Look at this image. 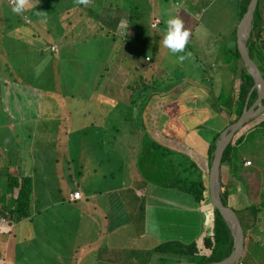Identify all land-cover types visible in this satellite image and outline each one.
Here are the masks:
<instances>
[{
  "label": "rangeland",
  "instance_id": "rangeland-1",
  "mask_svg": "<svg viewBox=\"0 0 264 264\" xmlns=\"http://www.w3.org/2000/svg\"><path fill=\"white\" fill-rule=\"evenodd\" d=\"M92 1L95 3V5L89 7L80 5L78 10L88 14L93 13L96 15H102L104 12L100 11V9L103 11H105V9L111 11L112 9H115V7H122L124 10L127 7L128 9H135L138 11L129 13V16L140 25H149L150 23L151 27L149 28L147 26V29L150 30L151 34L153 33L151 28H155L157 20L152 19L150 22V17L151 13H156L158 17H160L161 23L158 24L155 30L158 31L163 37L166 30L167 19L179 15L184 20L186 28L192 32V38L190 40L191 47L188 46L189 48H187L188 51L192 52V57L186 59L183 63H178V56L182 55L183 53L176 55L171 54L166 48L162 46L161 40L160 45L158 46V53L154 54V56L152 55L150 48H148V50L143 49L141 51L142 54L141 57L138 58L139 60H130L126 55L125 58L121 54L118 56L116 61L113 58L115 56L114 51H117L116 55L118 53L120 54L123 50L120 47L118 49L115 48V50L112 51L114 55L111 58L107 57L103 59L101 51L100 55L98 54L99 46H101L104 42L100 36L97 35L96 38L92 37L91 39L80 36L74 37L81 33V31H78V34L76 35L74 32L71 33V35L73 34L72 37L69 35L66 19L67 15L73 17V13L70 11L67 13L61 9L59 10L60 7L68 5L69 0H49L50 3H47V6H53V4L56 5L57 3L58 11H55L56 14H47L45 16L37 10L36 12L41 17L33 21L32 15L29 14L32 20L28 23H25L21 20V18L24 17V12L22 14H16L12 12L13 5L11 0H0L1 169L8 170L9 167L6 166V164L9 161V157L12 158L10 159V162H13L17 153V150L11 149L10 145H14L16 147L15 143L18 142V140L14 137V134L11 133V128L16 118L19 117V114L23 111V109L26 111L32 110L34 113L38 112L39 110L41 112L42 103L40 99H43L45 110L42 112V118L45 117V120H48L50 119V116L52 115V118L53 114L55 113L53 108L56 106L58 107L54 99H56L60 94L64 98V102H66V100H71L72 103L77 102L82 107H93L95 113L99 115L90 114L88 117L92 119V124L96 122L98 123L96 130L98 132L101 131L102 134H105L106 136L110 134L111 131V134L115 136H103V138H99L98 141L95 139V145L93 147L89 145L88 148H86L88 152L86 155H84L85 169L83 170L85 175L94 174V177L91 178V176H86L88 179L86 181L85 178V180L82 181L84 183L83 187L87 186L92 188V190H97L99 180H102L98 175L103 173L106 175L104 180H107L108 177L110 179V183L107 186V189L110 190L106 189L107 191L105 190L104 193L109 195L111 194L109 191H112V195H116V192H118L120 193L121 198H128V200H125V203H123L122 206L123 210L126 211L123 215H121L120 209L115 208V202H113L106 210L107 218H104L103 212L105 210V206H103L102 202H95L92 199H87L86 202L85 200L83 201L84 205L81 215H79L76 210H74V214H71V210L66 211V219L72 221L75 216H81L84 219L83 224L74 235L72 233L73 227L64 224L65 218L62 221H57V224H60L58 227L50 224L51 220H40V218H34L33 223L38 222L46 228L38 229L37 223H34L29 228V223L27 222L18 225V227L15 226L13 228L11 226V230L7 235L8 241L11 239L14 241L15 231L17 233H21L20 237L22 236L24 238H28L31 235L33 238L32 241L20 242L22 247L26 248V250L22 258L17 257L15 259L14 264H70V262H75V264H120L119 259L113 260L114 262L111 261L110 263H107V261L102 256L96 259L95 253L96 250L99 249L98 245H102L101 240H104L106 244V238L108 240L111 239L110 246H114V249H118L120 254L122 253V255H124L125 251H127L126 255L128 256L129 263L125 262V264H134L135 262L141 264L144 257L149 254H151L150 258H152V263L154 264L157 263V259L155 257V253L151 251V247L153 245L157 244L161 240L176 237L177 235L183 237L184 235L182 232H185V236H188L189 234L191 235L197 228L196 220H194L196 219V214L194 211L196 209L193 210L194 207H191V196L180 193L175 189H164L163 187L155 186L156 184L154 185V183L147 181H144L145 183L143 182L146 190V192L143 193V197L134 195L133 188L137 184H135V182L133 183L132 180H143V176L140 175V171L135 165V150L137 148L136 145L138 142V140L135 138H138V135H132L128 132V130L134 128H129L127 126L126 120H122L121 117L125 116V111L130 112L132 110L131 112L134 114L135 106L132 105L131 99H133V102H138L139 100V98L135 100L134 95L130 94V86L134 83L133 81H135L137 76L136 73L132 72L134 71L133 67L136 66V61H142V55L153 56V61L151 62L152 68L151 70L145 68L144 75L147 79V82L154 83L153 86H155L154 88L156 90H159L160 80H164L167 76L172 77L173 79H178L179 73L176 72L177 70L180 71V74H182L183 78L185 79L186 76L190 77V75H192L197 78L198 82L204 83L205 85L213 82V93H217L219 90V83L222 80H226V75L231 72L228 69L229 64L225 62L227 56L222 51V48L227 46V41L230 43L228 45H231V47L233 44L231 40L232 31L235 29L238 23V14L237 11H234L233 6L234 1ZM33 2L34 0H31V3ZM71 9H73V7H71ZM125 13L127 12L125 11ZM75 25L77 24L74 23V26ZM47 26L52 27L51 33L46 31ZM93 30L94 29L91 31ZM59 32H62V34L58 35ZM31 33L34 35L31 36ZM50 34L53 35L55 39L53 43L55 44L51 42ZM148 37L149 39L151 38V36ZM42 38L50 42V47H53L54 59L51 57L48 48L43 44ZM91 40L97 41L98 46L95 47L92 43H89ZM119 40L120 38L117 36L114 44H111L109 49L112 50L114 47H116ZM110 43L111 41L108 40V45L104 44L103 46L107 48ZM32 48H34L33 52ZM36 55H38V57ZM145 63L148 64V62ZM98 80L101 81H99L97 84ZM165 82L169 83V80ZM112 86L114 87L113 92ZM23 87H27L28 90H23ZM162 87H164L163 84ZM32 89L43 92L44 97ZM61 89L63 91L60 92ZM196 89V95L201 94L200 96L204 97L202 91H200L201 89ZM194 90L195 88L192 91L194 92ZM173 91L176 92L177 90ZM186 91H190V89L187 88L184 92ZM175 92L168 95V98L171 100L175 99ZM134 93H136V91ZM51 98L52 100L50 101ZM144 99L145 107L143 117L146 119L149 113L150 117H156L157 111L163 106L165 102V98H161L158 94H153L148 103L147 96L144 97ZM194 100L191 97L185 96L182 99L181 108L183 110H189V106ZM216 104H218V106L221 108L226 107L225 104L221 105L219 101H216ZM64 105H66V103H64ZM172 109L171 112L173 111ZM108 110H110V112L107 114V117H105V115V119H99L100 115L103 114L104 111ZM260 110L262 109H259L258 111L260 112ZM257 115V113L252 114V116H250L245 121L246 123L244 126L240 127L239 129L237 128V130L234 132V135L232 136V139L239 135L240 130H242L243 127L245 128V126L248 124L255 122ZM222 117L223 116L221 114L213 113L209 117L204 118L207 119V128L211 126L221 128L223 124ZM125 118L129 120L127 117ZM159 118H164V113H162ZM250 118L255 119L250 121ZM37 119L39 118L37 117ZM37 122L38 123L33 122L32 127L31 125L30 127H25L29 136H23L21 140H31L33 144L37 146L38 154L33 152H31V154L34 160L39 161L40 159L38 155L42 156L43 153H45V149L42 153L43 144H40L38 147L39 144L37 139L40 137L44 138L45 130L47 129L43 128L46 126H42V124L39 125L41 121L37 120ZM153 122L155 123V120H153ZM79 124L82 123L79 122ZM114 124L117 126V130L112 131L111 127H113ZM147 133L158 142L166 144V146H183L179 142L174 143L173 140H169L164 137L158 132L156 126H154L152 129L151 124L147 129ZM47 135L49 138L50 133ZM165 140H167L169 143L165 142ZM254 141L255 140L248 141L246 144H243L238 152H241L243 156L247 155L243 162L248 160L249 163L245 164V166L249 164L251 165L252 160L260 164L258 168L261 169V175H263L264 139L259 138L256 143ZM101 144L102 146H100ZM46 145L47 144H45V146ZM5 146L7 148H5ZM107 149H112L117 153L121 152L123 158L125 159V169L123 171L124 175L122 174V176H119L118 178L121 179L120 182H117V178L107 176V167L105 164L103 165L96 162V151L102 150V153H106L108 152ZM185 149L188 148L186 147ZM92 152L94 154H92ZM258 152L260 153V157L258 156ZM52 154L54 155V153ZM250 156L252 158H250ZM193 158L201 167L205 168L206 163L203 157L194 155ZM147 164V162H144L143 166ZM59 165V169H62V172H59L60 170L58 171L61 177H64L66 174L70 173L69 170L66 169L67 166L65 159H62ZM73 165H76V161H72V163L69 162L68 167L72 168ZM40 170L41 173H44L43 165L38 168V171ZM89 178L92 179V184H87V182H89ZM131 182L134 185H129ZM263 186L264 180L262 179L261 187ZM123 187L128 188L121 192ZM40 188L43 192L49 194V199L51 201L55 199L56 195L47 191L44 186L41 185ZM253 195L256 196V194ZM94 197L96 199H101L96 194ZM112 199H114L113 196ZM147 200H150L152 204H150V201ZM250 201L251 200L249 197H247L246 193H244L242 189H238V191L236 190L231 193L228 199L229 205L235 208H241ZM147 202L149 204L148 206ZM140 203H142L141 206H144L145 221H142L139 217V214L137 213V208L139 207ZM76 205H80V202H77ZM50 207L51 206H49V208ZM51 210L53 211L54 208ZM52 211H48V214L44 213V215L48 218L51 217V219H56L57 214L56 212ZM118 216H120V221L118 220ZM37 217H40V214ZM124 217L130 218V220L127 221ZM261 220H263V218H261ZM185 221L186 223H184ZM15 223L16 221L14 220L13 224ZM120 223H128L132 225L133 228L134 225H136L139 230L134 233L135 230L132 229L133 232L126 233L123 227L124 224L122 226H117ZM65 226H67L68 230L70 231L67 234L63 229ZM140 226H142V231ZM180 228L182 231H180ZM127 229L129 230V226ZM193 229L194 231L191 233ZM0 230L4 231L5 228L2 227ZM1 231L0 237L5 238V235H3ZM32 232L34 233L32 234ZM88 237L92 239V244L90 246L85 244V241ZM73 241H75L74 246ZM73 249L74 252H76V257H68L67 255L71 254L70 250ZM13 254L14 251L11 250L9 257H13Z\"/></svg>",
  "mask_w": 264,
  "mask_h": 264
},
{
  "label": "trees",
  "instance_id": "trees-1",
  "mask_svg": "<svg viewBox=\"0 0 264 264\" xmlns=\"http://www.w3.org/2000/svg\"><path fill=\"white\" fill-rule=\"evenodd\" d=\"M233 1L234 11H237L239 21L241 15L247 8L246 4L248 3V0ZM47 3H50L49 0H34V2L31 3V6L23 13L24 17L21 18V20L25 23L30 22L32 19L33 21L37 20L41 17L36 12L37 10L45 16L47 14L55 15V11H58L57 3L56 5L53 4V6H47ZM255 5L251 28L249 36L245 40V45L248 56L255 63L257 68H259L264 80V0H256ZM71 7H73V9H71ZM79 7L80 5L74 4L73 0H69L68 5L59 8V10H64L67 13L68 11L73 13V17L67 15L66 19L69 35L72 37L73 34L71 35V33L74 32L76 35L78 34V31H81V33L74 37L80 36L91 39L92 37L96 38L97 35L100 36L104 42L99 46L98 54L100 55L101 51L103 59L107 57L111 58L115 54L113 58L117 61L118 56L122 54L123 57L126 58L127 56L130 60H139L138 58L141 57L142 54L141 51L143 49L148 50V48L152 51L153 56L158 53V46L160 45L161 40H163V36L160 35L155 28H151L153 31L151 34L150 30L147 29V26L149 27L148 24L140 25L129 16V13L137 12L138 10L128 9V7L124 10L122 7H115V9H112L111 11L105 9V14L96 16L88 13L84 14V12L78 10ZM125 11L127 13H125ZM29 14L32 15V19ZM122 20H126L128 23L129 27L127 33L126 31L122 32L119 27ZM86 22L90 23L88 28L87 26L85 27L84 23ZM74 23L77 25L74 26ZM160 23L161 22H159V24ZM92 27L94 30H89ZM51 28L52 27L47 26L46 31L51 33ZM33 33L30 35L33 36ZM61 34L62 32L58 33V35ZM50 36L51 42L53 43L55 39L52 34H50ZM117 36H119L120 40L116 47L110 50L109 47L111 44H114ZM148 36H151V38L149 39ZM191 38L192 34L190 40ZM42 39L43 44L48 48L51 57L54 59L53 47H50V42L44 38ZM108 40H110L111 43L106 48L103 45H108ZM231 40L233 42L232 47L231 45H228L230 43L227 41V46L222 48V51L227 56L225 61L229 64V68H227L231 72L226 75V80H222L219 83V90L216 94L213 93V82L205 85L204 83L198 82L197 78L192 75H190V77L186 76L185 79L182 74H180V71L177 70L176 72L179 73L178 79H173L172 77L167 76L164 80H160L159 90H156L154 88L155 86H153L154 83L147 82L144 75L145 68L150 70L152 68L151 62L153 61V56L142 55V61H136V66H132L134 68V71L132 72L136 73L137 76L135 81H133V86H130V94L134 95L135 100L138 98L139 100L138 102H133V99L130 98L132 105L135 106L134 114L131 112L132 110L130 112L125 111V116L121 117L122 120H126L129 128H134L128 130V132L132 135H138V138H135L138 140L136 145L137 148L135 150V165L139 169L140 175L143 176V180L134 179L132 181L137 184V187L143 186L147 181L154 183V185L156 184L155 186L163 187L164 189H175L180 193L187 194L192 198L189 197L192 202L191 207H194L193 210L196 209L194 210L196 214V219L194 220H196L197 228L195 231L194 229L191 231V233L193 231L194 233L185 236V232H182L184 235L183 237L177 235L176 237L161 240L153 245L151 251L155 253L157 259V263L154 264L181 261H192L197 263L217 262L225 258L231 250V236L229 229L218 210L211 203L207 188L208 168L216 140L218 139L220 131L228 124L234 122L240 115L244 105L245 96L253 83L252 76L241 62L235 46V29L232 31ZM89 43H92L95 47L98 46V43L95 40H91ZM188 46L191 47L190 42ZM188 46L187 48H189ZM120 47L123 49L120 54L118 53L116 55L117 51H114V54L112 53L115 48L118 49ZM33 50L34 48H32V52ZM36 56L38 57V55ZM145 57L147 59H145ZM145 62H148V64ZM167 80H169V83L165 82ZM99 81L101 80H98L97 84ZM162 84L164 87H162ZM187 88L190 89V91L184 92ZM194 88L195 90L193 92L192 90ZM196 88L201 89L200 91H202L204 97L200 96L201 94L196 95ZM24 89L28 90L27 87H23V90ZM32 90L43 95V92L39 90ZM173 90L177 91L175 92ZM61 91L63 90L61 89L60 92ZM113 91L114 87L112 86V92ZM135 91L136 93H134ZM173 92H175V99L171 100L168 98V95ZM153 94H158L161 98H165V102L157 111L156 117H150L149 113L145 119V117H143L145 107L144 97L147 96L148 103ZM185 96L191 97L193 100L195 99L190 104L189 110H183L181 108L182 99ZM255 98L256 90L253 88L248 95L245 105L248 106ZM51 100L52 98L50 101ZM54 100L58 107L56 106L53 108L55 113L52 118V115L50 116L51 120H45V117L42 118V112L45 110V105H43L44 100L40 99L42 103L41 112L39 110L34 113L32 110L26 111L23 109L22 116L24 118H21V115H19L20 118L16 116L17 118L12 124L11 133L14 134V137L18 142L15 143L16 147L10 145V148L17 150V153L13 162H10V159L12 158L9 157V161L6 164V166L9 167L8 170H2L0 166V215H4V217H7L4 214L5 211H9V213L15 217V221H19L21 220V217L29 216L30 214L31 204L29 202V194L33 176L28 174L27 170H29L28 163H31L33 160L31 152L38 154V148L31 140H21L23 136H29L25 127H30V125L32 127L33 122L38 123L37 120L41 121L39 125L42 124V126H46L43 127L47 129L45 130L44 138L40 137L37 140L39 144L38 147L40 144H43L42 153L45 149L43 156L46 161L45 178L47 177V180L43 181L47 182L54 179L52 175L57 171L56 169H59V163L62 159H65L67 168L69 162L72 163V161H76V165H73V167L78 168L79 177H83L82 181L85 180L86 176H91V178H93L94 174L83 175L85 174L83 170L85 166L84 155L88 152L86 148H88L89 145L93 147L95 145V139L98 141L99 138H103V136L115 137L111 134V131L110 134L106 136L105 134H102L101 131L98 132L96 130L98 123L96 122L92 124V119L88 117L90 114H96L93 107H82L77 102L72 103L71 100H66V102H64V98L60 94ZM216 101H219L221 105L225 104L226 107H219L218 104H216ZM64 103H66V105H64ZM171 109L173 110L172 112ZM261 109L260 112H257V119H249L250 121L255 119V122L248 124L245 128L243 127L242 130H240L239 135L233 139L231 138L223 149L220 158L218 168V194L222 204L230 208L236 214L243 234L241 257L230 264H264V186L261 187L262 179L264 180V174L261 175L262 171L258 168L260 164L253 160L251 165L244 166L243 161L247 155L243 156L241 152H238L240 147L248 141L255 140L254 142L256 143L259 138L264 139V106ZM109 112L110 110L104 111L99 119H105ZM162 113H164V118L160 119L159 116ZM213 113H218L223 116V124L221 128L215 126L207 128V119L204 118L209 117ZM37 117L39 119H37ZM153 120H155V123ZM79 122L82 124H79ZM150 124L152 129L156 126L158 132L164 137L173 140L174 143L179 142L183 146L170 147L158 142L147 133ZM108 126L111 127L110 125ZM116 127L117 126L114 124L113 127H111V130H117ZM49 133L50 136L48 138L47 134ZM64 135L67 136L70 141L67 138H63L65 137ZM165 142L169 143L167 140H165ZM45 144L47 145L45 146ZM100 146H102V144ZM186 147L188 149H185ZM5 148L7 147L5 146ZM107 150L108 152L106 153H102V150L96 151V162L106 165L107 176L118 179L119 176H122V174L124 175L125 159L121 152L117 153L112 149ZM52 153H54V155ZM80 153H82V157H79ZM92 154L94 153L92 152ZM190 154L203 157L206 163L205 168L201 167ZM259 154L260 153L258 152V156ZM250 158L252 157L250 156ZM107 162L109 163V169ZM144 162H147L148 164L143 166ZM36 170L37 168L33 171ZM98 176L102 180H99L96 191H93L92 188L87 186L83 187L85 193L89 195L87 196L88 198L92 197L94 192H101L102 188L108 186L110 183L109 177L107 180H104L106 175L103 173ZM87 179L88 178H86V181ZM90 180L92 179L89 178V181ZM120 180L121 179H118L117 182H120ZM15 187V197L10 199V192ZM238 189H242L251 200L241 208H235L228 203L229 195L236 190L238 191ZM253 194H256V196ZM141 205L142 203L139 204L137 213L139 214L140 219L145 221L144 206ZM103 216L106 215L103 213ZM261 218H263V220H261ZM118 220L120 221V219ZM64 221L65 223H63L65 225L73 227L72 233L74 235L83 224L84 219L81 216H75L72 221L66 218ZM184 223H186V221ZM119 225L120 224L117 226ZM128 226L129 233L133 232L132 229L135 230L134 233L139 230L136 225H134V228L130 224H128ZM63 229L66 234L70 232L67 226L63 227ZM140 229L142 231V226H140ZM180 231H182L181 228ZM101 243L102 245H98L99 249L96 250V259L102 256L103 258L114 262L115 255L119 250L114 249V247H110L109 249L104 248V240H101ZM85 244L90 246L92 244V239L88 237ZM70 251V253H72L74 250ZM108 252L111 254V257ZM150 257L151 254L146 255L141 264H153L152 258ZM1 259L5 260V256Z\"/></svg>",
  "mask_w": 264,
  "mask_h": 264
},
{
  "label": "crops",
  "instance_id": "crops-1",
  "mask_svg": "<svg viewBox=\"0 0 264 264\" xmlns=\"http://www.w3.org/2000/svg\"><path fill=\"white\" fill-rule=\"evenodd\" d=\"M93 5H95V3H93V1H92V3L90 5H88L87 7L93 6ZM84 8H86V7H84ZM100 11L104 12L103 14L106 13L102 9H100ZM91 15H96V14L92 13ZM152 19H159V22H161L160 21V17H158V15L156 13H151L150 22L152 21ZM84 24H85V27L87 26V28L90 25L89 22H86ZM158 24L155 26V28L158 26ZM149 27H151L150 23H149ZM91 29H93V27L90 28L89 30H91ZM19 115H21L20 117H23L22 116L23 115L22 112ZM63 138H67L69 140V138L67 136H65ZM38 157L40 159L39 161L34 160V158H33L31 163H28L29 170H27V172H29V174L31 176H33L32 177L33 180H32V184H31V190H30V194H29V202L31 204L30 205V214H29V216H23V217H21V220H19V221L16 220V223L13 224V221L15 220L14 219L15 217L13 215H11V213H9V211H5V213H4L7 217H4V215L3 216L0 215V229L2 227L5 228L4 231L0 230L2 232V234L5 235V238H1L0 237V246H1L0 247V252H1L0 253V264H14L15 259L17 257L22 258L24 253H25L26 248L22 247V244H20V242L32 241V239H33L31 235L28 238H24L22 236L20 237L21 233H17L15 231V233H14V238H15L14 241H12V239L8 241L7 235L9 234V231L11 230V226L13 228L15 226L18 227V225L24 224L25 222H27V223H29V225H28L29 228L34 223H37V228L38 229L46 228L45 226L39 224L38 222H34L33 223V219L34 218H36V219L40 218V220H51L50 224H53L55 227L56 226L58 227L59 224H57V221H61V220H63V218H65V212L66 211L71 210V214H74L75 213L74 210H76L77 213L79 215H81V211H82L83 205H84L83 201L85 200V202H86L87 201L86 198H88L87 196H89L83 190V184H84L82 182L83 177H79L80 175L78 173V168L77 167H73V166H72V168L68 167L67 170H69L70 173L66 174V176H64V177H61L59 175V172H62V169H56L57 171H55L54 174L52 175L54 179H52V180H50L48 182L47 181H43V180H47V177L45 178V171H46L45 170V163H46V161H45L43 155L42 156L38 155ZM79 157H82V153L79 154ZM41 165H43L44 173H41V170L38 171V168ZM35 168H37V170L33 171ZM84 169H85V166H84ZM75 173H76V175H75ZM83 175H85V174H83ZM36 177H37V179H36ZM90 183L92 184V180H90L87 184H90ZM41 185L44 186V188L47 191H49V192L53 193L54 195H56L55 199L52 200L54 202H52L49 199V194H47L46 192L42 191V189L40 188ZM121 185H123V184H121ZM129 185L132 186L133 183L131 182V184H129ZM124 186H126V185H124ZM127 188L128 187H126V188L123 187L121 192H123V190H125ZM106 189H107V186L103 187L101 192L100 191H97V193L96 192H94V193L92 192L93 196L89 197L88 199H92L95 202H100V201L103 200L102 201L103 202V206H105V210H104L103 213L106 216H107V211L106 210L109 208L111 203L115 202V204H114L115 208L120 209L121 215H123L126 211L123 210L122 206H123V203H125V200H128V198H121V195L118 192H116V195L115 194L112 195V191H109L111 194L107 195L106 193H104V191ZM133 189H134V195H136V196L138 195L140 197H143V193L146 192L144 185L140 186V187L139 186L138 187L135 186ZM107 190H110V189H107ZM72 191H78V197L70 198L69 197V193H71ZM93 191H96V190H93ZM15 194H16V187L13 188L12 191L10 192V199H13L15 197ZM95 194L98 197H100L102 200L101 199H96L94 197ZM107 196H108V198H107ZM112 196H113L114 199H112ZM147 201H150V200H147ZM77 202H80V205H76ZM54 203L56 204V206H55ZM150 204H152L151 201H150ZM148 205L149 204L147 202V206ZM49 206H51V207L49 208ZM52 208H54L53 211L51 210ZM37 211H39V212H37ZM48 211L56 212V214H57L56 215L57 216L56 219H53V218L51 219V217L50 218L46 217L44 215V213H47ZM12 213H14V212H12ZM39 214H40V217H37V216H39ZM106 216H103V217L107 218ZM119 217L120 216H118V219H119ZM128 219H130V218H128ZM128 219L126 218L127 221H128ZM122 225L124 227L125 232L129 233V231L127 229L128 223H120V226H122ZM33 233L34 232H32V234ZM23 239H25V240H23ZM74 242L75 241H73V246H74ZM110 242H111V239L108 240L106 238V244H105L104 248L109 249L110 247H114V246H110ZM11 250L14 251L13 257H9V253H10ZM126 252L127 251H125L124 255H122V253L120 254V252L118 251L117 254L115 255L114 260H118L119 259L120 260V264H125V262L129 263L128 256L126 255ZM108 254H110V253L108 252ZM120 255H121V257H120ZM3 256H5V260L1 259ZM29 256H32V255H29ZM67 256L68 257H76V252L73 251V253H71V254H69ZM95 256L97 257V255H95ZM110 257H111V254H110ZM30 258H35V257H30ZM105 260L107 261V263L111 262L109 259H105ZM70 264H75V262H70ZM86 264H88V263H86ZM134 264H138V263L135 262Z\"/></svg>",
  "mask_w": 264,
  "mask_h": 264
},
{
  "label": "water",
  "instance_id": "water-1",
  "mask_svg": "<svg viewBox=\"0 0 264 264\" xmlns=\"http://www.w3.org/2000/svg\"><path fill=\"white\" fill-rule=\"evenodd\" d=\"M256 0H248L246 4L247 8L244 13L241 15L236 28H235V44L236 49L241 59V62L251 74L253 83L250 86L246 96L244 105L242 107L241 113L238 118L225 126L218 136V139L215 143V148L213 150V155L210 161V165L208 168L207 174V188L208 195L210 196V201L213 206L220 213L223 221L225 222L227 228L229 229V233L231 236V250L225 256V258L221 259L217 262H207V263H197V262H170L164 264H230L234 261L238 260L241 257L242 253V230L240 227L239 220L236 214L228 207L222 204L220 196L218 194L219 182H218V168L220 163V158L223 152V149L227 145V143L231 140L234 135L235 130L240 128L245 124V121L258 112L264 105V80L262 78L261 72L259 68L255 65V63L250 59L247 54V48L245 45V39L250 32L251 21L253 18V11L255 8ZM255 88L256 90V98L248 105H245V102L248 98L250 91ZM262 100V102H261Z\"/></svg>",
  "mask_w": 264,
  "mask_h": 264
},
{
  "label": "clouds",
  "instance_id": "clouds-1",
  "mask_svg": "<svg viewBox=\"0 0 264 264\" xmlns=\"http://www.w3.org/2000/svg\"><path fill=\"white\" fill-rule=\"evenodd\" d=\"M73 2L76 5L88 6L92 3V0H73ZM11 3L13 5L12 12L16 14H22L31 6V0H11ZM156 20L157 23L155 26L159 23V19ZM119 27L122 32L126 31L127 33L129 26L126 20H122ZM191 34V31L186 28L184 20L179 15L167 19L162 46L173 55L183 53L182 55L178 56V63H183L186 59L192 57V52L187 50ZM248 36L249 34L247 37Z\"/></svg>",
  "mask_w": 264,
  "mask_h": 264
},
{
  "label": "built area",
  "instance_id": "built-area-1",
  "mask_svg": "<svg viewBox=\"0 0 264 264\" xmlns=\"http://www.w3.org/2000/svg\"><path fill=\"white\" fill-rule=\"evenodd\" d=\"M247 163H249L248 160H246V162H244V165L247 164ZM69 197L70 198H76V197H78V191H72L71 193H69Z\"/></svg>",
  "mask_w": 264,
  "mask_h": 264
}]
</instances>
